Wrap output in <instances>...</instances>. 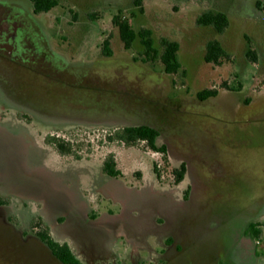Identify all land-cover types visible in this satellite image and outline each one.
Wrapping results in <instances>:
<instances>
[{
    "label": "rangeland",
    "instance_id": "1",
    "mask_svg": "<svg viewBox=\"0 0 264 264\" xmlns=\"http://www.w3.org/2000/svg\"><path fill=\"white\" fill-rule=\"evenodd\" d=\"M139 1V5H136L135 0H58L57 6L46 13L36 15V22L42 27L51 49L56 54L62 59L92 62L94 65L91 69L93 78L85 83L87 88L77 86L78 83L74 84L70 79L57 84L61 85L62 94L66 99L72 102L78 97L89 104L96 100L99 107L109 104L115 113L124 111L128 116L129 112L137 113L139 108L145 109L146 114L142 119L161 127L166 139H171L172 135L167 126L170 113L177 109L175 116L178 124H184L183 127L189 125L190 130L194 131L186 133L190 138L187 141L189 145L199 143L200 146L198 145L196 150L204 156L211 155L213 149L221 148L224 155L222 158L229 166L221 159H218V162L209 160L197 166L201 168L202 174H198V178L194 175V182L199 185V194L203 193L204 186L216 188L214 197V191H206L201 200L198 197V201L202 202L210 200L212 196L210 210L200 213L196 211L194 204L186 203L182 207H172L165 203L167 200H163V212L172 221L162 231H172L177 227L180 218L185 220L187 217L186 224L196 225L199 222L196 226L202 225L199 228H191L187 237L182 235L190 240L194 236L193 232L200 234L213 225V222L204 220L208 213L212 217L219 216L224 219V223L217 232L206 237V252L214 256L222 251L219 254L227 253L228 261L245 264L251 260L250 256L245 258L239 252V255L236 254L231 246H235L237 240L231 238L233 234L241 231L246 221L251 218V213H257L260 208L259 205L253 211L251 204L264 202V121L242 119L243 113L264 107V1L260 7L257 6L259 0ZM20 2L30 7L27 0ZM206 10L226 14L228 24L221 33L211 26L195 23V19ZM117 11L121 17L128 20L135 31L148 29L152 34L154 47L159 52L162 49V38L179 44L177 59L181 67L177 73L165 74L158 59L145 62L143 47L138 37L130 48L124 47L118 30L112 23V16ZM105 39L111 49L110 56L103 55L101 51ZM213 39L220 42L229 56L228 59H222L220 64L207 63L203 58L206 42ZM248 48L255 50L257 61L247 57ZM118 75V81L121 82L115 85L109 77ZM237 85L240 87H236ZM202 89H215L217 95L206 101H198L195 94ZM2 103L4 104L0 102ZM194 106L200 111L195 108L194 110ZM9 109V113L14 112V109ZM228 115L232 118L228 119ZM31 118L32 124L26 125L13 114H6L3 119L0 118V122L9 123L11 127L18 129L24 128L23 131L33 139L34 149L30 152L31 156L42 160L43 164H40L46 169L65 175L68 181L74 182L76 176L80 177V173H86L85 171L89 176L95 177L98 164L103 156L109 153L116 156L125 174L139 172L143 176L144 188L148 194L139 197L131 195V202L135 203L133 206L142 207L138 231L143 233L144 229L141 228L144 226L146 231L153 229L151 224L154 220V206L159 201H155L149 192L167 190L173 202L180 198V191L171 187L169 181L172 168L179 162L178 157L161 155L143 142L126 145L114 140L103 144L104 135L112 132L115 127L112 125H54L46 124L36 116ZM219 120H222L221 123H218ZM47 133L68 140L73 146H77L81 156L89 155L88 160L61 159L53 147L43 143L42 138ZM208 133L214 141L208 140ZM153 164H159L157 169L163 177L160 183L153 179ZM225 167L231 169L227 174H223ZM87 177L83 175L81 180ZM124 181L121 183L127 186L128 183ZM113 185L117 186V182L109 186ZM128 188L135 190V187ZM109 190L110 188L107 189ZM22 209L16 207L11 213L25 226L32 212ZM198 217H201L199 221ZM203 222L206 224H202ZM256 239L260 241V245H257V260L262 263L264 237ZM244 246L241 250L249 251V244ZM16 247L18 245L13 239V234L0 224V264H12L1 256L10 257L11 250ZM22 247L33 254L41 255L42 259L45 257L44 252L35 243H27Z\"/></svg>",
    "mask_w": 264,
    "mask_h": 264
},
{
    "label": "flooded vegetation",
    "instance_id": "2",
    "mask_svg": "<svg viewBox=\"0 0 264 264\" xmlns=\"http://www.w3.org/2000/svg\"><path fill=\"white\" fill-rule=\"evenodd\" d=\"M27 1L30 3V7L21 3L20 0H0V102H4L3 105L0 104V118L3 119L6 114H13L15 118L26 125H31V117L36 116L46 124L77 123L115 126L112 132L104 135L103 144L116 140L131 145L133 143H125L116 139L115 135L126 128L149 127L157 132L154 143L157 147L163 148V150L154 151L167 157L176 156L179 158L178 164L171 170L172 177L169 181H171V187L180 191V198L173 202L174 200L167 190L158 189L149 192L152 193L153 199L159 202L154 206L152 231H146L144 226L141 228L144 229L142 233L137 230L141 219L134 220L133 224L131 222V215L142 216V207L133 206L135 203L130 202L129 196L120 190L119 186L110 187L109 185L125 180L128 183L127 187H135V191H138L140 195H145L148 192L144 188V178L139 172L125 174L113 154L109 153L103 156L98 164V172L95 177L89 176L87 172L83 173L90 179L87 178L84 183L83 181L78 183L77 192L86 205L84 214L80 212L79 203L76 199L67 202L60 191L56 196L46 200L45 196L34 194L33 188L30 193L10 190V184L5 180L6 172L0 169V224L13 234V239L18 245L13 251L11 250L10 254L12 255L10 257L5 255L1 257L6 258L12 264H234L228 261L227 253L219 254L222 253L221 251L212 256L206 252V237L217 232L224 223V219L219 218V216L214 215L212 217L208 213L204 220L213 222V225L204 229L205 231L200 232V234L193 232L194 236L190 240L183 238L182 235L187 237L191 228H199L202 225L196 226L199 222L196 225L186 224L187 217L185 220L180 218L177 227L173 228L172 231H162L172 221L163 212V200H167L165 203L172 207H182L186 203L194 204L196 211L200 213L203 210H210L209 204L213 199L212 196L210 200H203L202 202L198 201V197L201 200L206 191H214V197L216 188L204 186L205 188H202L203 193L199 194V185L194 182V177L198 178L197 175L202 174L201 168H197V166L209 160L218 162L217 160L221 159L225 165L229 166L227 161L222 158L224 157L223 150L221 148L213 149L214 156H212L213 153L204 156L196 150L199 143L193 144L194 147L189 145L187 141L190 138L186 136V133L191 130L189 125L183 127L184 124H178V119L175 116L177 109L170 113V121L166 125L169 126L172 135L171 139H166L163 137L161 127L142 119L146 114L145 109L139 108L137 113L129 112L131 119L125 115L124 111L120 114L112 111L109 104H103L99 107L96 105V100L90 104L83 102L80 97L73 102L67 100L62 94L61 85L57 83L66 82V79H70L74 84L78 83L77 86H85V83L93 78L91 69L94 65L92 62L82 63L62 59L56 54L51 49L42 27L35 20L36 15L46 12L36 13L33 3L30 0ZM263 1L259 0L257 6L260 7ZM116 14H120V12L117 11L112 18ZM143 60L154 62L147 61L144 57ZM255 61H257V53ZM164 73L170 75L165 71ZM109 79L114 81L115 85L121 82L118 81L120 80L119 75L110 76ZM227 88L232 90L228 86ZM197 92L195 97L201 102L217 95L200 98L197 96ZM142 105L145 107L144 102ZM9 108L14 109V112L9 113ZM195 109L200 111L198 107ZM227 117L228 119L232 118L231 115ZM242 119L264 121V107L243 113ZM221 121L219 120L218 123ZM207 136L209 137L208 140L212 139L209 133ZM42 139L43 143L53 147L63 160H88L89 155L81 156L77 146H73L64 138L47 133ZM212 141L214 140L212 139ZM137 142H143L150 148L145 140ZM57 143L66 146L69 144L71 146L70 153L61 151ZM109 160L114 163L113 168L117 171L116 175L105 169ZM40 161L42 160L35 162L40 163ZM157 168H159V164L152 165L153 179L160 183L163 177L159 175ZM227 168L225 167L224 172L222 171L223 174L231 171ZM182 169L183 176L179 181H176V172ZM58 174L62 175L59 172ZM63 176L65 178V175ZM45 181L38 183L37 186L45 189ZM64 183L71 185L73 182L66 181ZM108 188H110L109 191H107ZM258 206L260 208L257 209V213H251V218L246 221L241 231L233 234L231 238L237 240L235 246L231 247L236 251V254L239 252L245 258L246 256L255 258V250L257 251L255 239L251 236L249 228L252 225L264 226V202L261 204L258 201L254 202L250 207L254 211ZM16 207L32 212V216L25 223V226H22L18 217L11 213ZM200 218L198 217V221ZM202 224L205 225L206 223L203 222ZM44 233L46 235L42 236ZM27 243H35L44 252L45 257L42 259L41 255L38 256L28 250L21 251L22 248L19 246L22 247ZM247 243L249 244V251L244 252L241 248L245 247L244 244ZM51 245L56 250L61 249L60 251L68 249L72 261H60L54 257Z\"/></svg>",
    "mask_w": 264,
    "mask_h": 264
},
{
    "label": "trees",
    "instance_id": "3",
    "mask_svg": "<svg viewBox=\"0 0 264 264\" xmlns=\"http://www.w3.org/2000/svg\"><path fill=\"white\" fill-rule=\"evenodd\" d=\"M33 3L34 11L36 13L39 12H47L53 7L58 5L57 0H30ZM136 5H139L140 1L135 0ZM112 23L118 30L119 37L124 45L125 48H130L132 42L138 37L139 41L143 47V56L144 59L147 61H155L156 59L162 64L163 69L165 72L169 74H175L180 69L181 65L177 59V52L179 50V44L176 41L168 40L166 38L161 39V51L159 52L154 47V41L152 38V34L148 29L141 28L139 31H135L129 24L126 18H122L121 14H116L112 18ZM195 23L200 26H211L213 27L218 33H221L228 24V18L226 14L223 12L213 11V10H206L202 12L196 19ZM102 54L105 56L111 55V49L108 44V40L105 39L102 42L101 46ZM247 57L251 60L256 59V53L253 49L248 48L246 51ZM228 54L225 49L222 47L220 42L217 39L209 40L206 42L205 45V53H204V61L207 63H214L220 64L222 59H228ZM226 85V84H224ZM217 94L215 89H202L197 92V96L200 98L207 97V96H214ZM156 131L146 127H136V128H126L115 135V138L124 141L125 143H135L140 140H145L148 146L155 150L160 151L163 148H159L154 143V137L156 135ZM58 148L61 151H65L66 153H70L71 146L69 144L63 145L62 143H57ZM114 163L112 160L107 161L106 163V170L113 175H116L117 171L113 168ZM183 176V169L179 172H176V181H179ZM251 232V236L253 239H256L260 236L264 237V226H256L252 225L249 228ZM44 233L42 236H45ZM52 247L54 252V257H56L60 261H72L70 258L71 255L69 254L68 249H55ZM21 251L27 250V248L20 247ZM65 253H62V252Z\"/></svg>",
    "mask_w": 264,
    "mask_h": 264
},
{
    "label": "water",
    "instance_id": "4",
    "mask_svg": "<svg viewBox=\"0 0 264 264\" xmlns=\"http://www.w3.org/2000/svg\"><path fill=\"white\" fill-rule=\"evenodd\" d=\"M23 130L24 128H14L9 123L0 122V169L6 172L5 180L9 182L10 190H20L26 193L33 190L34 194L45 196L46 200L56 196L60 191L67 202L76 199L79 203L80 212L84 214L86 205L76 191V184L73 182L72 185H66L64 182L68 179L63 178V175L52 172L40 163H36L38 159L31 156L30 153L34 149L33 139ZM43 179L46 180L44 182L46 184L45 189L37 186L38 183H43ZM117 186L129 196L130 202L133 200L131 195L140 196L138 191L125 188L119 182H117ZM140 219L141 217L131 215L132 224L135 222L134 220Z\"/></svg>",
    "mask_w": 264,
    "mask_h": 264
},
{
    "label": "crops",
    "instance_id": "5",
    "mask_svg": "<svg viewBox=\"0 0 264 264\" xmlns=\"http://www.w3.org/2000/svg\"><path fill=\"white\" fill-rule=\"evenodd\" d=\"M38 160H40V159H38ZM40 163H42V161H40ZM85 172H87V171H85ZM63 175V174H62ZM83 176V174L82 173H80V177H78V176H76V178H75V181H74V183L76 184V186H77V188H79V186H78V183H80V181H83V183H84V181H86V179L88 178H86L85 180H83V178H82V180H81V177ZM65 178H66V176H65ZM89 179V178H88ZM117 182H119V181H117ZM123 187H125V188H128L127 186H124V184H122L121 182H119ZM255 255H256V257L255 258H251V260L250 261H247V263L246 264H264V262H262V263H259V261L257 260V258H258V252L255 250Z\"/></svg>",
    "mask_w": 264,
    "mask_h": 264
},
{
    "label": "built area",
    "instance_id": "6",
    "mask_svg": "<svg viewBox=\"0 0 264 264\" xmlns=\"http://www.w3.org/2000/svg\"><path fill=\"white\" fill-rule=\"evenodd\" d=\"M254 242H255L256 245H260L259 239H255Z\"/></svg>",
    "mask_w": 264,
    "mask_h": 264
}]
</instances>
